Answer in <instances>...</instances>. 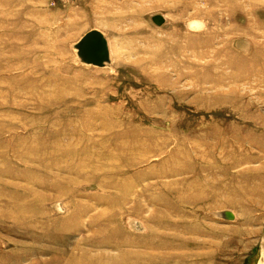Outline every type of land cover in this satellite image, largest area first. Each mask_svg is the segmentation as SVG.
I'll return each instance as SVG.
<instances>
[{"label": "rangeland", "instance_id": "374dc122", "mask_svg": "<svg viewBox=\"0 0 264 264\" xmlns=\"http://www.w3.org/2000/svg\"><path fill=\"white\" fill-rule=\"evenodd\" d=\"M263 259L264 0H0V264Z\"/></svg>", "mask_w": 264, "mask_h": 264}, {"label": "water", "instance_id": "95a60500", "mask_svg": "<svg viewBox=\"0 0 264 264\" xmlns=\"http://www.w3.org/2000/svg\"><path fill=\"white\" fill-rule=\"evenodd\" d=\"M152 20L159 26L166 21L165 17L160 14L153 16ZM75 48L79 59L85 64L104 67L111 60L108 39L100 30L93 29L86 33Z\"/></svg>", "mask_w": 264, "mask_h": 264}, {"label": "bare ground", "instance_id": "6f19581e", "mask_svg": "<svg viewBox=\"0 0 264 264\" xmlns=\"http://www.w3.org/2000/svg\"><path fill=\"white\" fill-rule=\"evenodd\" d=\"M262 263L264 264V259H263Z\"/></svg>", "mask_w": 264, "mask_h": 264}]
</instances>
